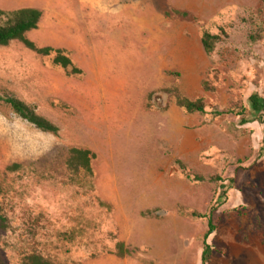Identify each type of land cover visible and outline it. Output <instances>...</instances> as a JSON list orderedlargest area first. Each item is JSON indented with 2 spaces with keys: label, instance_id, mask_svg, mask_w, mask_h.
<instances>
[{
  "label": "rangeland",
  "instance_id": "1",
  "mask_svg": "<svg viewBox=\"0 0 264 264\" xmlns=\"http://www.w3.org/2000/svg\"><path fill=\"white\" fill-rule=\"evenodd\" d=\"M23 7L43 13L28 37L80 72L56 52L0 45V95L60 127L41 131L0 101V260L202 264L208 219L193 212L215 207L208 263L264 264V123L239 114L264 95L263 0H0ZM206 31L222 37L212 52ZM71 146L96 153L92 177L71 178ZM119 241L134 254L117 255Z\"/></svg>",
  "mask_w": 264,
  "mask_h": 264
},
{
  "label": "trees",
  "instance_id": "2",
  "mask_svg": "<svg viewBox=\"0 0 264 264\" xmlns=\"http://www.w3.org/2000/svg\"><path fill=\"white\" fill-rule=\"evenodd\" d=\"M264 2V0H263ZM42 11L36 7H23L11 11H6L0 8V45H9L13 41L22 42L27 48L35 51L40 55H51L56 52L54 62L60 64L64 68L73 67L71 58L65 55L62 50L54 49L51 46L39 47L37 44L28 37V32L35 30L39 27ZM222 40L221 35L212 34L206 31L204 33L202 42L207 52H212L218 42ZM74 73H79L80 70L73 67ZM177 103L188 112H205L206 103L203 98L191 99L179 92L175 93ZM0 101H4L9 104L13 110L24 120L35 126L44 132L58 134L60 127L38 113L37 107L34 104H28L24 100L14 95H0ZM247 111L253 115L252 119L248 116ZM224 111H216V114L221 115ZM242 124L253 122L256 120L264 123V95L259 92L253 93L249 97V106L246 107L241 113ZM96 158V153L86 147L71 146L68 148L67 157V169L73 180L80 179L81 177H92L93 166L92 161ZM24 166L20 163H13L9 166L12 171L19 170ZM221 178V177H218ZM195 180H204L205 177L201 175H194ZM214 179V178H213ZM215 207H211L210 211L206 214L199 212H193L194 216L207 217L208 219V230L204 234L205 248L202 256V264L208 263L209 251L212 248L208 242L209 238L215 233L217 226L213 222V213ZM0 227L3 230L8 228L7 218L0 213ZM136 251V248L127 246L125 242L119 241L116 244V254L119 256L132 255ZM0 264H8L7 262L0 260ZM20 264H59L48 256L41 252H31L27 254L24 260Z\"/></svg>",
  "mask_w": 264,
  "mask_h": 264
},
{
  "label": "bare ground",
  "instance_id": "3",
  "mask_svg": "<svg viewBox=\"0 0 264 264\" xmlns=\"http://www.w3.org/2000/svg\"><path fill=\"white\" fill-rule=\"evenodd\" d=\"M100 2H101V0H99V3H100ZM35 33H36V32H35ZM122 33H123V32H122ZM33 34H34V33H33ZM114 34H115V33H114ZM111 35H112V34H111ZM114 40H115V39H114ZM119 46H120V45H119ZM119 46H118V47H119ZM116 47H117V46H116ZM119 48H120V47H119ZM113 50H114V49H113ZM116 51H117V50H116ZM120 51H121V50H120ZM117 52H118V51H117ZM132 53H133V52H132ZM113 55H114V54H113ZM121 55H122V54H121ZM124 55L126 56V54H124ZM124 55H123V56H124ZM113 57H114V56H113ZM113 57L111 56V58H113ZM128 57H129V56H128ZM113 59H116V58H113ZM121 59H122V58H121ZM125 59H126V58H125ZM121 61L123 62V60H121ZM128 61H129V60H128ZM128 61H126V62H128ZM102 64H103V63H102ZM108 64H109V62H108ZM120 65H121V64H120ZM125 65H126V64H125ZM102 66H103V65H102ZM110 66H111V65H110ZM118 66H119V65H118ZM121 66H122V65H121ZM130 68H131V67H130ZM123 70H124V69H123ZM124 71H125V70H124ZM125 78H126V77H125ZM127 78H128V77H127ZM122 79H123V78H122ZM123 80H125V79H123ZM123 80H122V81H123ZM120 81H121V80H120ZM122 81H121V82H122ZM126 81H127V80H126ZM121 82H120V83H121ZM120 83H119V84H120ZM124 83H125V82H124ZM112 86H113V85H112ZM112 86H111V87H112ZM113 87H114V86H113ZM114 88H115V87H114ZM141 89H142V88H141ZM111 90H112V89H111ZM111 90H110V91H111ZM108 92H109V91H108ZM106 93H107V92H106ZM141 94H142V93H141ZM96 95H97V94H96ZM98 97H99V95L97 96V98H98ZM122 103H124V102H122ZM113 106H115V105L113 104ZM109 109H110V108H109ZM109 109H108V110H109ZM112 110H113V109H112ZM112 110H111V111H112ZM118 110H119V109H118ZM123 114H124V113H123ZM126 114H127V113H126ZM116 119H117V117H116ZM121 121H122V120H121Z\"/></svg>",
  "mask_w": 264,
  "mask_h": 264
}]
</instances>
